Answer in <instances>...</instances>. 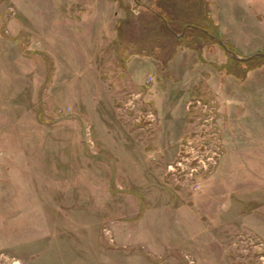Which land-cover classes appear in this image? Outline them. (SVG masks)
<instances>
[{
  "label": "rangeland",
  "instance_id": "obj_1",
  "mask_svg": "<svg viewBox=\"0 0 264 264\" xmlns=\"http://www.w3.org/2000/svg\"><path fill=\"white\" fill-rule=\"evenodd\" d=\"M190 26L264 53V0H0V264H264V58Z\"/></svg>",
  "mask_w": 264,
  "mask_h": 264
},
{
  "label": "water",
  "instance_id": "obj_2",
  "mask_svg": "<svg viewBox=\"0 0 264 264\" xmlns=\"http://www.w3.org/2000/svg\"><path fill=\"white\" fill-rule=\"evenodd\" d=\"M197 30H199L200 32H202L203 34H205L209 39H211L212 41L216 42L217 44H219L224 50L225 53L228 57H230L231 59L238 61V62H246V61H250L253 58L260 56L262 58H264V53H259V54H255L253 56H250L248 58H241L238 57L237 55H235L232 51L228 50L225 46V44L216 36H214L213 34H211L210 32L200 29V28H196Z\"/></svg>",
  "mask_w": 264,
  "mask_h": 264
},
{
  "label": "trees",
  "instance_id": "obj_3",
  "mask_svg": "<svg viewBox=\"0 0 264 264\" xmlns=\"http://www.w3.org/2000/svg\"><path fill=\"white\" fill-rule=\"evenodd\" d=\"M190 28H194L196 31H198V32H200L199 30H197L196 28H200V27H197V26H190ZM200 29H203V28H200ZM204 30V29H203ZM170 31V30H169ZM172 31H174L173 29L170 31V32H172ZM202 33V32H201Z\"/></svg>",
  "mask_w": 264,
  "mask_h": 264
}]
</instances>
